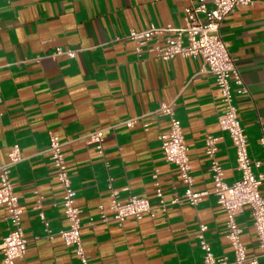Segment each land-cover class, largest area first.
Returning a JSON list of instances; mask_svg holds the SVG:
<instances>
[{"label":"crops","instance_id":"1","mask_svg":"<svg viewBox=\"0 0 264 264\" xmlns=\"http://www.w3.org/2000/svg\"><path fill=\"white\" fill-rule=\"evenodd\" d=\"M191 2L198 0H0V166L9 161L14 145L23 154L10 168L28 239L27 251L16 264H82L76 246L59 234L69 221L62 205L64 187L50 158L51 133L64 143L90 264H201V224L207 225L205 237L214 254L233 259L227 213L211 193L214 180L206 154L207 137H217L215 157L225 180L232 183L240 177L235 147L219 125L225 105L215 75L201 58L156 56L153 47L164 36L152 38L140 54L126 38L131 29L145 30L152 24L183 27ZM221 36L247 88L239 93L231 81L250 157L260 162L255 171L264 174L262 0L230 12L221 24ZM56 48L78 51L76 57L53 56ZM163 103L173 104L181 121L193 189L210 192L196 205L173 202L183 197L186 184L161 147L160 135L171 123L159 110ZM130 119H135L132 126L125 123ZM101 128L102 153L86 139ZM155 173L166 209L157 208L154 216L147 213L141 219L116 220L110 186L122 202L136 195L157 205ZM261 190L264 195V183ZM6 214L0 205V237L10 229ZM236 221L248 255H258L248 206Z\"/></svg>","mask_w":264,"mask_h":264},{"label":"built area","instance_id":"2","mask_svg":"<svg viewBox=\"0 0 264 264\" xmlns=\"http://www.w3.org/2000/svg\"><path fill=\"white\" fill-rule=\"evenodd\" d=\"M252 2L253 0H198L196 3L191 2L185 8L186 24L183 27L175 28L172 25L156 26L152 24L145 30L131 29L126 36L134 41L139 54L143 46L152 38L164 36L153 47L156 56L164 60H172L176 56L201 58L208 71L215 75L225 105L224 111L218 118L219 125L229 134L235 147L240 177L232 183L225 180L224 169L215 157L218 149L217 137H207L206 154L211 158V171L214 180V188L211 193L217 197L218 204L227 213L226 237L233 249V259L214 254L205 237L207 225L201 224L198 234L200 246L204 251L201 264H260V258H264V195L261 190L264 174L255 171V168L260 166V162L253 161L250 157L245 130L234 103L231 81L233 80L238 85L239 93L246 92L247 88L221 36V24L225 17L237 6L248 5ZM262 2L264 4V0ZM117 39L120 38L117 37ZM77 51V49L56 48L53 56L66 54L69 57H76ZM159 110L168 115L171 122L169 131L160 135L161 147L167 160L178 166L180 177L186 184L183 197H176L173 202L188 201L192 205H196L210 192L193 189L194 179L190 173L189 148L183 136L181 121L175 115L173 104L163 103ZM125 123L132 126L135 119L127 120ZM103 138L102 128L86 135L88 143L95 144L100 153L104 150ZM260 142L264 148V137ZM63 145L64 143L57 134H50V158L56 169L57 178L64 187L62 205L69 221L68 228L60 230L59 234L66 244L76 246V253L82 264H90L85 255L81 238V210L75 203L77 192L69 174ZM22 159L21 148L16 144L9 153V161L0 166V205L6 208V219L10 224L9 232L0 237V252L3 254L4 264H16L17 259L22 258L27 251L28 239L22 224L24 210L10 179L11 166ZM153 177L155 195L158 198L157 205H153L147 197L136 195H131L126 202H122L119 200L118 191L110 186L112 197L110 207L116 220L123 222L128 217L141 219L147 213L154 216L157 208L166 209L168 203L164 199L158 174L155 173ZM246 206L251 210L253 226L260 248V253L253 256L247 253V246L242 239V229L236 221V215L242 212ZM100 210L102 219L106 220L107 215L103 206H100ZM40 216L44 219L42 211ZM45 223L48 227V223ZM47 230L50 232L48 228Z\"/></svg>","mask_w":264,"mask_h":264}]
</instances>
